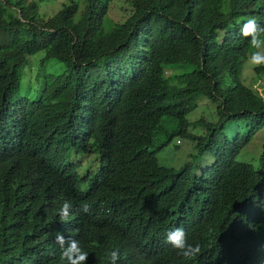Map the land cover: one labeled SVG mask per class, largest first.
I'll return each mask as SVG.
<instances>
[{"label": "trees", "instance_id": "trees-1", "mask_svg": "<svg viewBox=\"0 0 264 264\" xmlns=\"http://www.w3.org/2000/svg\"><path fill=\"white\" fill-rule=\"evenodd\" d=\"M114 1L46 16L40 0H0V264H67L57 233L86 264H110L114 249L116 264H264V141L259 166L242 156L264 99L246 83L241 35L249 19L264 26V0H127L122 22ZM201 96L216 117L190 121ZM176 138L195 161L162 165ZM177 227L199 256L166 243Z\"/></svg>", "mask_w": 264, "mask_h": 264}, {"label": "rangeland", "instance_id": "rangeland-1", "mask_svg": "<svg viewBox=\"0 0 264 264\" xmlns=\"http://www.w3.org/2000/svg\"><path fill=\"white\" fill-rule=\"evenodd\" d=\"M28 1H32V0H28ZM66 1L67 0H40L39 11L41 13L46 14V16H51L55 14ZM125 7L128 8L127 0H115L114 2H112L109 11V17L111 21H115V22L124 21L128 17L127 10H130L129 8L125 10L124 9ZM253 51H255V49L252 48V52ZM32 68H33L32 79L35 80V76L38 74L37 71L38 66L34 65ZM58 69H60L59 66ZM54 71H55L54 66H52L50 63H46L44 65L43 73L45 75L49 73H55ZM44 74H41V76H43ZM244 77L246 83L251 84L256 90H257L256 88L257 85L259 86V89H264V85L262 84V81L259 78H257L255 68H253L248 63L244 69ZM35 86L41 88L43 87V82L37 83V81H35ZM29 94L35 95V93H31V92ZM215 107H216L215 104H213L206 96H201L198 99V106L189 114L188 117L190 121L198 120L202 117L208 120H214L216 117ZM190 128L196 133H201L204 131L203 126L200 124L192 125ZM235 132L236 129L234 128L233 130L230 131V134H233ZM263 141H264V128H262L260 131L256 133V135L253 137V140L246 146V148L242 153V156L244 157L243 160L248 161L246 162L248 165L253 166L251 163H249L252 162L256 166L257 165L259 166ZM194 152H195L194 146L190 141L184 140L183 143L178 144V138H176L171 145H169L167 148H165L164 150L158 153V158H159V162L162 165L174 167V168H180L188 162L195 161L196 157L191 155ZM245 152H248L249 155L248 156L244 155ZM81 160H83L84 162L91 161L90 158H88V160H86L85 158L84 159L81 158Z\"/></svg>", "mask_w": 264, "mask_h": 264}, {"label": "clouds", "instance_id": "clouds-1", "mask_svg": "<svg viewBox=\"0 0 264 264\" xmlns=\"http://www.w3.org/2000/svg\"><path fill=\"white\" fill-rule=\"evenodd\" d=\"M241 35L249 38V43L255 51H253L248 58L247 63L253 68L264 66V26L259 25L255 19L247 20L242 28ZM257 90L260 92V98L264 99V89ZM72 205L69 201H65L59 211V218L61 222H68L71 215ZM84 212H89L90 206L88 204L81 205ZM57 243L61 246L62 261H66L67 264H86L88 259V252L84 251L79 242L75 239L66 238L63 234L57 233ZM166 243L177 250V254L184 257L186 260L196 258L201 254V245L196 243H190L187 234L183 228L177 227L167 233ZM110 264H116L120 259L119 249L112 250L109 254Z\"/></svg>", "mask_w": 264, "mask_h": 264}]
</instances>
